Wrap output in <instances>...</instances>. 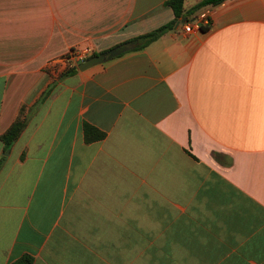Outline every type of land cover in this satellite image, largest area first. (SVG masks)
Segmentation results:
<instances>
[{
    "label": "crops",
    "instance_id": "0c3cea01",
    "mask_svg": "<svg viewBox=\"0 0 264 264\" xmlns=\"http://www.w3.org/2000/svg\"><path fill=\"white\" fill-rule=\"evenodd\" d=\"M165 1L0 0V264H264V0Z\"/></svg>",
    "mask_w": 264,
    "mask_h": 264
},
{
    "label": "trees",
    "instance_id": "16d2710c",
    "mask_svg": "<svg viewBox=\"0 0 264 264\" xmlns=\"http://www.w3.org/2000/svg\"><path fill=\"white\" fill-rule=\"evenodd\" d=\"M224 0H199L197 3H195L192 7L184 8V0H166L165 4L169 6L174 15V20L165 23L163 25L158 26V28L144 33L142 35H139L133 39V41H137L139 48L145 46L148 44V42L155 40L159 37V35H162L167 30L172 29L174 24L177 20L187 16L190 17L191 14H193L196 10L203 8L205 6H214L215 4L218 5ZM95 55V54H94ZM63 71L60 72L59 77H64L67 75H70L74 72H76V66L72 67H65L62 69ZM52 90V85H49V87L40 95V101L44 100L49 92ZM26 117L22 114V107L19 110L18 114L16 115L15 119L11 121L9 124L10 126L0 134V140L3 143V149H8L12 146L14 141L18 138L21 131L25 128L26 123ZM84 134L85 139L87 141L99 139L103 136V133L99 130H97L95 127L91 125L84 124ZM1 164V159H0ZM9 264H33L32 262V256L28 254L22 255V257H18L11 261Z\"/></svg>",
    "mask_w": 264,
    "mask_h": 264
},
{
    "label": "built area",
    "instance_id": "2783aa9c",
    "mask_svg": "<svg viewBox=\"0 0 264 264\" xmlns=\"http://www.w3.org/2000/svg\"><path fill=\"white\" fill-rule=\"evenodd\" d=\"M210 21V15L208 13H201L193 20H186L183 23V30L190 32L195 27L198 28L201 25H208ZM94 55V49L91 46H76L72 48L67 54L60 58V62L64 64L65 67L76 66L77 63L84 62L86 59Z\"/></svg>",
    "mask_w": 264,
    "mask_h": 264
},
{
    "label": "water",
    "instance_id": "95a60500",
    "mask_svg": "<svg viewBox=\"0 0 264 264\" xmlns=\"http://www.w3.org/2000/svg\"><path fill=\"white\" fill-rule=\"evenodd\" d=\"M132 46L133 47L135 46V44L133 42L124 45L122 49H112V50L109 51V55L108 56L105 53L94 55V56L86 59L84 62H81L79 64L77 63L76 68L78 70H83V69L91 67V66H93L95 64L103 63L105 60L111 58L112 56L117 55L121 50H128Z\"/></svg>",
    "mask_w": 264,
    "mask_h": 264
}]
</instances>
